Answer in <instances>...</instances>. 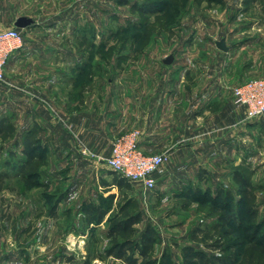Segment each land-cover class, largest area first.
<instances>
[{"label":"rangeland","instance_id":"1","mask_svg":"<svg viewBox=\"0 0 264 264\" xmlns=\"http://www.w3.org/2000/svg\"><path fill=\"white\" fill-rule=\"evenodd\" d=\"M19 15L38 21L36 33L30 35L53 49L51 72L59 79L41 96L42 103L65 120L76 119H69L64 130L60 127L59 135L78 137L79 144L94 150L91 162L78 159L75 152L69 172L73 160L66 157L68 149L57 155L52 143L42 157L27 162L22 145L15 146L25 125V101L10 85L17 84L18 74L11 79L5 72L0 81V125L9 128L0 133V264H126L104 250L127 237L138 239L149 227L158 238L151 254L157 261L168 252L182 263L185 246L205 249L211 244L220 247L216 253L240 263L252 228L264 222V128L257 121L262 116L250 120V148L244 158L242 150L238 157H221L213 165L214 177L193 182L192 188H210L215 199L206 203L194 196L196 189L187 187L183 192L191 196H180L179 185L173 189L174 184L159 180L156 189L145 194L127 182L119 184L98 152L104 144L99 134L106 119L129 108L132 86L144 102L151 80L177 84L179 73L185 72L188 88L198 85L209 97L214 84L228 75L226 55L217 46L222 39L228 47L233 37L236 42L248 40L245 55L257 60L261 69L264 0H0V30L14 28L5 20ZM256 73L264 77V72ZM230 76L241 78L240 73ZM188 96L194 100V92ZM34 111L28 114L34 116ZM121 136L108 141L111 147ZM237 170L252 186L248 196L257 213L254 219L240 210L246 204L237 202ZM220 189L224 194L218 199ZM91 209L92 215L86 213ZM135 215L142 221L134 233L108 236L111 227ZM255 264H264V259Z\"/></svg>","mask_w":264,"mask_h":264},{"label":"crops","instance_id":"2","mask_svg":"<svg viewBox=\"0 0 264 264\" xmlns=\"http://www.w3.org/2000/svg\"><path fill=\"white\" fill-rule=\"evenodd\" d=\"M21 16L29 17L19 15L5 21L16 27L15 22ZM33 20L34 23L30 27L21 29L24 45L11 55L5 68V72L11 79L13 73L18 74L17 84L10 81V85L18 90L20 100L25 101L22 104L25 125L18 140L19 146L22 145L21 151L23 152L26 140H34L39 142L40 151L51 150L52 143L57 155L59 150L66 152L68 149L66 157L70 161L73 160L76 152L78 159L91 162L89 155L94 147H89L90 145L84 142L79 144L81 140L78 137L70 136L65 139L58 133L60 127L64 130L63 125L69 122L70 117H66L65 120V117L55 114L53 108L50 107L49 110L48 106L42 103L45 101L42 98L43 94L50 91L52 84H56L59 78L57 73L51 72L53 57H55L53 49L45 47L46 43L39 42L37 38L30 35L36 33L33 28L38 24V21ZM0 28L2 29L1 26ZM247 41L236 42L234 37L231 45L227 41L230 47L227 46L228 51L223 53L227 59L228 75L214 84L215 88L208 92L211 94L209 97L208 94L204 96L205 92L203 93L198 85L188 88L185 84L187 76L185 72L179 73L178 83H173L175 85L168 79L162 80L164 82L161 84L151 80V84L146 87L149 94L144 102L140 101L137 88L132 86L129 108L120 115L106 119L104 126L102 125L99 135L104 144L98 148L101 158L106 161L111 155L112 147L108 141L112 137L116 138L134 129L141 130L140 144L145 152L147 154L164 152L169 158L157 174V179L166 185L174 184L173 189L175 185H179V194H182L187 187L194 186L193 182L198 184L205 177V180L214 177L213 165L215 162H220L219 158H228L232 153L233 156L238 157L240 150L244 158L245 151L247 154L250 148L251 121L247 119L245 107L236 104L230 89L234 90L236 86L252 79V76H254L253 79L257 78L256 72H264V66L260 69L257 65L260 63L257 60L246 57V49L251 44ZM234 73H240L241 78H231L230 75ZM159 76L166 77L169 74L159 72ZM190 92H194L192 101L188 100ZM31 109L35 110L34 116L28 114L29 110L32 111ZM29 116H33L31 123H27ZM72 120L76 121V119ZM128 121L131 122L127 125ZM257 121L264 128V116ZM74 140L77 146L75 150ZM75 161L73 160L74 163L72 162L67 169L68 172L74 168ZM102 161L100 160V163H103ZM104 164L107 165L106 162ZM70 177L67 176L68 179ZM181 183H187V186H180ZM71 188L72 185L67 190Z\"/></svg>","mask_w":264,"mask_h":264},{"label":"trees","instance_id":"3","mask_svg":"<svg viewBox=\"0 0 264 264\" xmlns=\"http://www.w3.org/2000/svg\"><path fill=\"white\" fill-rule=\"evenodd\" d=\"M8 128L9 127H6L1 123L0 133H3V131ZM15 146L17 148L19 147L18 139L15 141ZM40 147L41 146L39 142H35L34 140L25 141L23 153H26L28 155V159L26 160L27 162L36 158L37 155H39L40 157L43 156L46 150H41V154ZM36 152H39L40 154H36ZM113 174L119 177V184H121V182L129 183L126 179L121 178L115 172H113ZM234 177L236 178L240 187V198L237 202L240 204H246V207L240 208V210L249 215V219L256 218L257 213L255 212V210H253L250 198L248 196L249 189L252 188L251 184L248 182L247 178L243 173H241L240 170L236 171ZM192 189H196V191L194 192V196L198 197V199L200 198V201L202 203H206L209 198L213 200L215 199L214 196H211L212 194L210 188L206 190H201L200 188L196 187L192 188L191 186L188 188L189 191H191ZM185 194L190 195L189 192H182L180 196ZM223 194V190L220 189L217 193V198H221ZM226 195L227 198L230 197L228 193H226ZM96 209L99 210V208ZM93 210L94 209L86 211V213L92 215ZM105 214L106 212L104 210L101 211L98 214L97 221H102L105 217ZM230 218L234 219L233 216H230ZM141 221L142 218L140 215L130 216L124 220H121L108 230V236L111 238H115L119 234H132L135 232L134 226ZM249 228H247V231H249ZM157 240L158 238L155 236L152 227H149L143 234L140 235L138 239H132L129 237L124 238L123 240L116 242L112 246L106 248L103 254L108 257H114L118 260H121L126 264H237L235 258L228 255H223L221 253H216L215 251L220 247L212 246L211 244H208L205 249H198V246L196 244H189L185 246L183 248L182 263L175 262L171 254L168 252L164 253L163 257L161 258L162 260L160 259L161 261H157L158 259L153 258V256L151 257V254L157 244ZM249 243L250 245L244 253L245 255L243 260L238 264H255L257 260L264 259V222H260L254 228H252V234ZM207 249L213 251V253L207 252Z\"/></svg>","mask_w":264,"mask_h":264},{"label":"built area","instance_id":"4","mask_svg":"<svg viewBox=\"0 0 264 264\" xmlns=\"http://www.w3.org/2000/svg\"><path fill=\"white\" fill-rule=\"evenodd\" d=\"M24 45L21 29L14 27L0 30V81L12 54ZM236 104L244 106L247 119L264 116V77L250 79L234 88ZM142 132L134 129L119 137L114 143L111 155L106 159L109 168L126 179L141 192L149 193L157 187V174L168 161L164 152L147 154L140 144Z\"/></svg>","mask_w":264,"mask_h":264},{"label":"water","instance_id":"5","mask_svg":"<svg viewBox=\"0 0 264 264\" xmlns=\"http://www.w3.org/2000/svg\"><path fill=\"white\" fill-rule=\"evenodd\" d=\"M34 23V20L30 17H26V16H21L19 17L16 22H15V26L19 29H25L27 27H30L32 24ZM218 48H220L221 50L227 51L228 47L226 45V41L225 39H222L221 41H219L217 43Z\"/></svg>","mask_w":264,"mask_h":264}]
</instances>
